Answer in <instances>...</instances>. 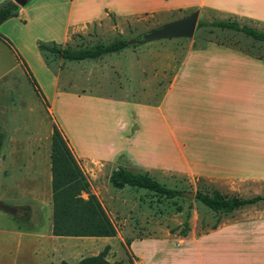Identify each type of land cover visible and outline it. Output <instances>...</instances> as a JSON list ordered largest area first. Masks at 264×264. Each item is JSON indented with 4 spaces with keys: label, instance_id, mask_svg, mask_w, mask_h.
Returning a JSON list of instances; mask_svg holds the SVG:
<instances>
[{
    "label": "crops",
    "instance_id": "obj_1",
    "mask_svg": "<svg viewBox=\"0 0 264 264\" xmlns=\"http://www.w3.org/2000/svg\"><path fill=\"white\" fill-rule=\"evenodd\" d=\"M19 7L17 16L0 25V34L10 39L26 60L83 169L103 165L112 167L113 172L124 166L151 175L155 167L181 166L194 157L232 166H259L264 161L263 59L210 42L206 48L184 51L170 72L163 69L167 56L162 55L163 80L157 84L161 92L144 101L76 91L69 81L64 85L62 67L57 72L52 69L39 48L40 41L62 46L77 34L115 31L123 17L194 10H199L201 16L233 19L261 30L264 0H27ZM161 45L156 42L131 50L140 56V60L134 58L139 73L144 75L145 65L149 67L145 71L156 75L155 59L159 54L155 51ZM127 50L129 47L103 55L115 57V65L108 67L117 79L122 65L116 59ZM11 53L15 67L10 65ZM87 60L96 59L79 61ZM20 64L13 47L0 37V80ZM81 99L101 100L103 109L111 113L103 114L98 122L83 120L74 111L65 118L59 106ZM4 163V167H12ZM47 175L52 185L51 167ZM6 177L4 174L3 179ZM16 189L22 190L21 185ZM52 226V205L38 229L0 223V264H70L65 254L73 249L67 243L86 237L57 236ZM249 233L264 240V232ZM259 256L264 259V249Z\"/></svg>",
    "mask_w": 264,
    "mask_h": 264
},
{
    "label": "rangeland",
    "instance_id": "obj_2",
    "mask_svg": "<svg viewBox=\"0 0 264 264\" xmlns=\"http://www.w3.org/2000/svg\"><path fill=\"white\" fill-rule=\"evenodd\" d=\"M189 13L123 17L115 31L108 29L90 32L89 35L77 34L62 46L80 49L97 43L109 44L120 38L131 41L143 32ZM215 19L199 15V21ZM162 40L131 44L129 50L121 52L116 59L117 64L122 65L121 71H117L119 79L112 76L113 71L108 67L115 65V57L110 55L83 62L63 60L51 52H46L45 56L56 72L62 67L63 84L73 82L76 91H94L98 96L144 101L160 94L157 84L163 80L161 71L171 72L180 55L191 48L203 49L210 42H215L264 60V41L232 29L205 26L197 28L191 38ZM156 42L162 44L155 51L159 54L154 66L156 75L145 71L144 68L147 70L149 67L144 64L143 75L137 71L134 60L136 57L140 60V56L131 50ZM31 55L28 54L29 57ZM162 55L167 56L163 69ZM15 63L11 53L10 65L15 67ZM103 103L96 99H81L69 100L68 104L58 106L65 118L74 111L79 112L83 120L98 122L103 114L111 113L110 109H103ZM54 124L56 120L50 104L35 88L24 65L20 64L0 80V201L20 209L18 215L0 209V223L38 229L44 223L48 209L51 205L53 207L52 185L47 174L51 167ZM194 158H188L181 166L155 167L151 174L169 187L194 192V198L185 195L167 198L131 186L116 188L110 182L112 167L85 168L91 181V192L97 195L109 213L117 234L111 238H73L67 243L73 250L65 254L66 260L70 264H78L80 259L97 255L109 245L107 258L125 264H264V259L259 258L264 240L252 233L246 234L264 232V202L225 213L211 210L196 198L198 192L211 193L214 189L227 197L264 195V161L259 166H232L229 162ZM4 162L12 164V167H4ZM131 169L138 172L135 167ZM4 174L7 176L5 180ZM19 185L22 190L18 191L16 187ZM186 219L190 222V231L183 237L180 232Z\"/></svg>",
    "mask_w": 264,
    "mask_h": 264
},
{
    "label": "trees",
    "instance_id": "obj_3",
    "mask_svg": "<svg viewBox=\"0 0 264 264\" xmlns=\"http://www.w3.org/2000/svg\"><path fill=\"white\" fill-rule=\"evenodd\" d=\"M19 5L13 0H6L0 4V25L9 18L19 14ZM205 26H216L223 29H232L244 33L259 41H264V31L240 24L231 20L199 21L197 28ZM13 47L17 58L31 75L35 88L46 100L36 78L30 70L26 60L12 41L0 34ZM131 41L120 38L109 44L97 43L92 47L80 49L63 48L52 42H39V48L44 53L51 52L63 59L79 61L84 59H98L104 54L117 53L129 47ZM51 172H52V199H53V226L52 233L57 236L72 237H114L117 234V227L109 213L97 197L91 192V181L83 169L80 161L75 156L68 139L62 129L54 124L52 134L51 150ZM111 184L116 188L132 186L143 188L163 195L167 198H175L184 195V191L169 187L149 173H139L118 166L110 176ZM87 194V197H84ZM196 198L213 211L230 213L248 206L264 202V195L252 197H227L218 189L212 192H198ZM180 210L181 208L178 207ZM189 218V215H187ZM184 229L180 235L185 237L190 231L188 219L183 223ZM215 228V227H214ZM109 245L97 255L87 256L79 261V264H125L123 261H110L107 258ZM67 264V263H65Z\"/></svg>",
    "mask_w": 264,
    "mask_h": 264
},
{
    "label": "water",
    "instance_id": "obj_4",
    "mask_svg": "<svg viewBox=\"0 0 264 264\" xmlns=\"http://www.w3.org/2000/svg\"><path fill=\"white\" fill-rule=\"evenodd\" d=\"M17 4L23 5L27 0H14ZM199 10L190 12L187 16L168 21L160 26L143 32L131 40V44H144L162 39L191 38L194 36L199 22ZM189 198H194V192H184ZM0 209L13 215H18L20 209L16 206L0 201Z\"/></svg>",
    "mask_w": 264,
    "mask_h": 264
}]
</instances>
